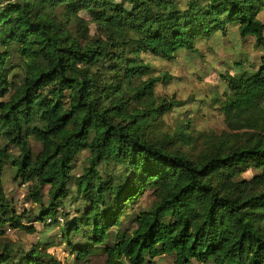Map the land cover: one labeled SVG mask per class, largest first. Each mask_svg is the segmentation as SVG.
I'll list each match as a JSON object with an SVG mask.
<instances>
[{"label":"trees","instance_id":"16d2710c","mask_svg":"<svg viewBox=\"0 0 264 264\" xmlns=\"http://www.w3.org/2000/svg\"><path fill=\"white\" fill-rule=\"evenodd\" d=\"M263 14L264 0H0V234L59 227L78 262L102 250L107 264H264ZM232 33L260 55L222 74L227 130L165 128L182 102L157 93L172 75L146 56ZM7 169L29 209L8 195ZM54 243L0 240V264H61Z\"/></svg>","mask_w":264,"mask_h":264},{"label":"rangeland","instance_id":"374dc122","mask_svg":"<svg viewBox=\"0 0 264 264\" xmlns=\"http://www.w3.org/2000/svg\"><path fill=\"white\" fill-rule=\"evenodd\" d=\"M82 15L89 20L90 17L87 13L84 12ZM262 18L264 20V14ZM90 26L93 35L96 32L95 24L91 23ZM254 41L255 38L252 36L244 41H239L238 37L232 33L226 39L220 38L210 42L201 41L197 51H182L170 61L147 55L146 58L156 68V74L167 71L172 75V79L168 83L158 85L157 93L173 96L182 102L164 117L165 128L173 131L181 122L190 120L191 129L195 135L198 131H203L205 134H221L227 130L224 115L215 101L218 95L221 98L224 96L221 77L226 71L235 70L234 62L238 57L249 54L251 59L257 60L260 52L253 49ZM32 143L36 149H39L40 144L35 141ZM193 148L189 147L188 149L194 150ZM85 156L86 153L80 156L75 172L82 168ZM253 174L254 171L249 170L244 176L251 178ZM4 181L7 193L14 199L16 208L19 211L29 209L32 205L26 201L28 186L13 180L10 169L6 170ZM47 192L48 187L44 190L46 200L48 198ZM151 202L152 197L146 193L136 203L135 207L138 210L149 208ZM76 206V203L73 204L67 199L64 209L66 212L70 211L71 216H74ZM33 207L37 209L38 206L33 204ZM60 222L65 224L66 219L60 218ZM35 225L38 231L34 234L8 228L4 236L0 234V240L9 242L15 247L20 246L23 250L30 249L35 243L53 240L55 243L48 250L61 261V264H107V257L102 250L89 256L85 261L78 262L71 254L68 246L59 242V235L61 234L59 227H48L44 226L43 223H36ZM74 242L77 243L78 239ZM174 258V255H165L156 259L155 264H174ZM192 264L202 263L193 261Z\"/></svg>","mask_w":264,"mask_h":264}]
</instances>
